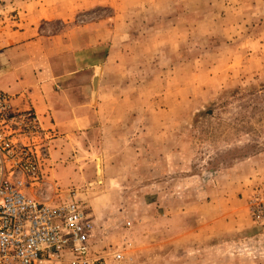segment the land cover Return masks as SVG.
Returning a JSON list of instances; mask_svg holds the SVG:
<instances>
[{
  "label": "rangeland",
  "instance_id": "rangeland-1",
  "mask_svg": "<svg viewBox=\"0 0 264 264\" xmlns=\"http://www.w3.org/2000/svg\"><path fill=\"white\" fill-rule=\"evenodd\" d=\"M27 1L0 0V47ZM52 1L103 20L113 53L107 111L44 138L36 198L76 197L111 264H264V0Z\"/></svg>",
  "mask_w": 264,
  "mask_h": 264
},
{
  "label": "crops",
  "instance_id": "crops-1",
  "mask_svg": "<svg viewBox=\"0 0 264 264\" xmlns=\"http://www.w3.org/2000/svg\"><path fill=\"white\" fill-rule=\"evenodd\" d=\"M16 10L6 21L0 47V90L14 109L34 110L49 133L54 131L55 140L68 147L67 141L107 111L103 81L113 44L104 58L98 49L113 41V31L108 35L103 20L77 22L75 8L52 0L27 1ZM99 64L103 71L93 96L92 73Z\"/></svg>",
  "mask_w": 264,
  "mask_h": 264
},
{
  "label": "built area",
  "instance_id": "built-area-1",
  "mask_svg": "<svg viewBox=\"0 0 264 264\" xmlns=\"http://www.w3.org/2000/svg\"><path fill=\"white\" fill-rule=\"evenodd\" d=\"M48 134L34 110L14 109L0 90V264H111L96 253V221L76 197L35 196L42 192ZM252 212L264 217V190ZM112 258L120 264L126 256L115 248Z\"/></svg>",
  "mask_w": 264,
  "mask_h": 264
},
{
  "label": "water",
  "instance_id": "water-1",
  "mask_svg": "<svg viewBox=\"0 0 264 264\" xmlns=\"http://www.w3.org/2000/svg\"><path fill=\"white\" fill-rule=\"evenodd\" d=\"M102 69H103V64L96 65L93 68V77H92V82H91L93 96L97 93L98 84H99Z\"/></svg>",
  "mask_w": 264,
  "mask_h": 264
}]
</instances>
